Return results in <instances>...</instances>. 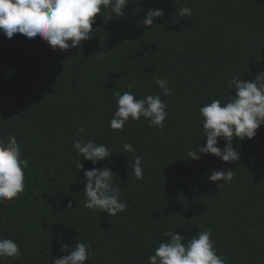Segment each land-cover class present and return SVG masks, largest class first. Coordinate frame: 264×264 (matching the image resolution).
Listing matches in <instances>:
<instances>
[{
  "label": "trees",
  "instance_id": "trees-1",
  "mask_svg": "<svg viewBox=\"0 0 264 264\" xmlns=\"http://www.w3.org/2000/svg\"><path fill=\"white\" fill-rule=\"evenodd\" d=\"M182 6L191 17L178 16ZM155 8L165 14L146 29L140 22ZM123 11L106 24L98 15L97 35L68 51L0 33V137L15 136L28 162L23 193L0 205V236L17 242L21 255L0 264H51L65 254L60 245L75 240L91 246L85 264H148L165 231L186 242L203 229L211 230L226 264H264V125L252 139L233 140L239 163L211 154L187 160L206 142L199 108L234 96L226 87L232 76L249 81L264 71V0H133ZM154 77L168 78L171 96L162 95ZM113 91L161 95L165 127L141 118L110 130ZM79 127L113 153L96 165L81 157L78 171L72 143ZM125 142L134 153L123 151ZM135 156L141 180L129 175ZM93 167L116 174L126 211L107 216L83 208V171ZM229 169L230 183L208 180L212 171Z\"/></svg>",
  "mask_w": 264,
  "mask_h": 264
},
{
  "label": "clouds",
  "instance_id": "clouds-1",
  "mask_svg": "<svg viewBox=\"0 0 264 264\" xmlns=\"http://www.w3.org/2000/svg\"><path fill=\"white\" fill-rule=\"evenodd\" d=\"M133 0H0V33L11 39L14 34H22L27 38H39L56 51H68L79 48L82 41L90 40L97 34L93 29L95 18L99 15L104 23L112 20L111 16L123 17V9ZM139 3V0H135ZM176 5L177 0H173ZM102 10H105L102 12ZM179 17H191L192 9L187 6L177 7ZM163 8L149 9L140 22L145 28L156 25L155 21L164 16ZM103 59L102 54L97 56ZM154 83L161 89L163 96H171L167 77H154ZM136 86L132 80L128 88ZM228 90L235 89V95H228L226 103L213 99L199 108V124L201 136L206 142L198 144L187 152L189 159L198 160L202 154H211L222 162L239 163L240 152L233 147V140L252 139L257 129L264 125V71L245 81L232 76L227 82ZM116 108L109 121V129L123 131L124 126L141 118L148 122V127L162 130L168 116L167 104L161 95H146L136 98L135 94L125 91H113ZM84 127L77 129V139L72 143L79 159L77 170L84 169L81 157L92 165L108 160L113 151L105 144L87 139L83 134ZM218 138L224 141L221 149ZM123 151L134 153L131 143L123 144ZM27 160L22 158L20 145L13 135L7 139L0 137V205L18 198L25 189V172ZM84 201L83 208L94 213H106L116 216L127 209V201L121 199V192L114 186L116 174L109 167L83 171ZM129 175L137 180L143 179V165L140 156H135ZM232 169L212 171L208 176L211 182L230 183L234 178ZM71 202L67 209L72 208ZM153 254L147 257L148 264H226L228 257L218 255L210 229L198 231L187 238L176 231H165ZM60 250L65 253L60 258L49 260L51 264H85L93 256L91 246L87 242L75 240L74 244L63 243ZM21 255V248L13 239L0 236V261L16 259Z\"/></svg>",
  "mask_w": 264,
  "mask_h": 264
}]
</instances>
